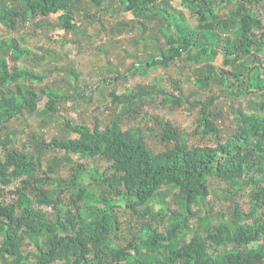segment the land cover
Instances as JSON below:
<instances>
[{"label": "trees", "instance_id": "obj_1", "mask_svg": "<svg viewBox=\"0 0 264 264\" xmlns=\"http://www.w3.org/2000/svg\"><path fill=\"white\" fill-rule=\"evenodd\" d=\"M7 1L9 4L0 0V26L8 30L17 23L58 15L60 28L75 32L74 16L84 12L85 1L98 15L114 9L130 13L140 28L138 42L145 36L156 52L145 64L135 65L134 74L145 76L152 67L166 69L175 60H183L196 66L194 85L199 89L222 86L234 97L244 91L245 95L264 91V0H179L182 10L167 0ZM230 3L234 9L225 17L218 16L220 6ZM85 15L96 18L86 11ZM145 23L155 28L147 31ZM218 55L223 57L222 68L212 65ZM31 56V50L16 39H0V264H27L30 259L31 264H264L263 112L236 109L237 127L224 140L213 99L190 103L196 95L184 96L178 87L174 96L161 87L139 86L129 95L109 93L112 103L124 107L123 114L145 98L158 95L178 107L189 103L198 108L203 129L200 138H208L207 144L189 146L169 124H159L160 141L166 149L154 153L143 135L124 130L117 122L103 128L95 124L90 129L65 121L66 138L46 142L32 137L31 151H20L10 145L15 132H10L9 125L23 113L52 118L59 101L44 91H23L21 80H43L17 64ZM44 97L47 102L39 111ZM53 152H62L63 160L98 158L107 167L99 173L76 162V174L68 180H53L41 163ZM82 177L100 186L101 193L89 195L88 183L79 181ZM212 179L226 185V195L247 194L249 212L239 207L228 215L217 212V224L211 214L201 217V225H196L192 238L186 240L188 222L196 217L194 208L207 212ZM52 180L57 186L46 189V182ZM10 187L14 198L7 202L3 193ZM62 198L68 201L66 207ZM85 200L94 203L80 205ZM121 203L136 217L131 238L119 233L123 224L117 210ZM171 203L183 206L182 215L171 211ZM151 204L158 212L149 207ZM142 206H148L142 220L150 217L155 225L142 224L136 213ZM27 244L34 251L24 253Z\"/></svg>", "mask_w": 264, "mask_h": 264}, {"label": "rangeland", "instance_id": "obj_2", "mask_svg": "<svg viewBox=\"0 0 264 264\" xmlns=\"http://www.w3.org/2000/svg\"><path fill=\"white\" fill-rule=\"evenodd\" d=\"M4 1L9 4L7 0ZM167 1L175 9L182 10L179 0ZM233 4L230 3L228 7L221 5L217 11L218 16L225 17L234 9ZM82 7L84 12H78L74 16V23L77 25L75 32L62 30L58 15L41 17L26 24L17 23L13 30L0 26V39L14 38L22 47L32 52L31 57H24L17 64L43 77V80L37 83L21 80L23 91L29 89L37 92L44 91L56 95L59 100L56 104L57 113L53 114L52 118H47L41 115L42 113L31 115L23 113L15 119L9 125L10 132H15L11 147L20 151H31L32 137L44 139L46 142H50L53 138H66L68 131L63 128L65 121L87 126L90 129L95 124L103 128L111 122H117L124 130H129L137 136L143 135L146 144L154 153L166 149L160 141L159 124H169L183 135L189 146L207 144L205 141H209L208 138L203 140L200 138L203 129L199 121L198 108H192L189 103L178 107L166 102L162 96L158 95L145 98L138 106L135 105L131 111L124 114L122 113L124 107L112 103L113 99L109 93H115L117 96L129 95L139 86L161 87L166 94L174 96L177 95L175 87H178L184 96L196 95L194 98L192 96L190 103L194 99L204 102L213 99L214 107L220 114L217 125L221 130V138L224 140L237 127L236 109L246 113L263 112L264 114V91H254L246 95L244 91L241 96L234 97L228 95L222 86L210 85L207 89H199L194 85L198 75L196 66L183 60H175L166 69L152 67L146 70L145 76L134 74L135 65L145 64L150 55L156 54L151 40L144 36L145 40L138 42L140 28L133 23L137 21L136 18L130 13L117 9H114L115 12L111 10L106 14L98 15L88 1L83 2ZM85 11L96 18L91 20L85 15ZM145 28L147 31L152 30L155 25L145 23ZM159 40L160 44L164 43L162 37ZM9 65L11 68L14 67L10 59ZM212 65L215 68L224 67L223 57L218 55ZM225 69L229 70L230 67ZM116 76L120 78L116 80ZM78 93L82 95V98L77 97ZM46 102L47 97H44L39 103V111L44 109ZM62 158V152H53L46 154L41 160L42 170L53 180H68L76 174V162L83 164L84 167L88 166L89 170L95 168L99 173H103L107 167V164L98 158L93 160L78 156H73L71 160ZM56 159L61 161L56 163ZM53 180L46 182V189H55L57 182ZM79 181L88 183L89 188L86 191L89 195L100 194L102 191L100 186L89 181L87 177H82ZM210 189L211 193L205 204L207 212L194 208L196 217L188 222L189 229L187 228L188 230L184 233L186 240L192 238L196 225H201L198 223L201 217L211 214L215 216V224H217V220L220 219L217 212L228 215L234 207L241 208L244 213L249 212L251 199L247 194L226 195V185L215 179L210 181ZM11 190L12 187L3 193V199L7 202L14 198L10 193ZM61 201L66 207L68 201L63 198ZM85 203L91 205L94 201L85 200L80 205L84 206ZM149 207L155 213L159 210L154 204ZM169 207L171 211L182 215L183 206L180 203H171ZM147 209L148 206H142L136 210L143 225L151 222L150 217L142 220ZM210 210L212 213H209ZM117 212L123 224L119 233L131 238L136 217L122 203ZM151 223L156 224L155 221ZM31 251H34L33 246L30 244L24 246V253ZM25 256L26 254H23V262ZM31 263V259L27 261V264Z\"/></svg>", "mask_w": 264, "mask_h": 264}]
</instances>
